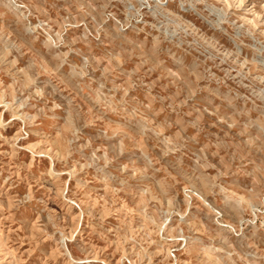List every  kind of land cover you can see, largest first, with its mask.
Instances as JSON below:
<instances>
[{"label":"rangeland","instance_id":"374dc122","mask_svg":"<svg viewBox=\"0 0 264 264\" xmlns=\"http://www.w3.org/2000/svg\"><path fill=\"white\" fill-rule=\"evenodd\" d=\"M0 264H264V0H0Z\"/></svg>","mask_w":264,"mask_h":264}]
</instances>
